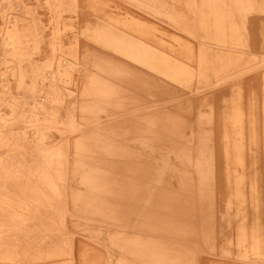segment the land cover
Masks as SVG:
<instances>
[{"label": "rangeland", "instance_id": "rangeland-1", "mask_svg": "<svg viewBox=\"0 0 264 264\" xmlns=\"http://www.w3.org/2000/svg\"><path fill=\"white\" fill-rule=\"evenodd\" d=\"M4 1L0 0V32L8 24L2 9L3 4H6ZM46 1L12 0L11 7L7 10L11 19L13 16H20L30 22L35 18L36 11L43 17L46 29L42 32L39 51L36 52L33 46L30 47L31 54L24 55L18 62L7 63L5 54L0 50V115L9 119L8 126H4L13 133L22 127L38 128L43 123L46 126V140L41 143L51 148L71 145L72 142L67 139L72 140L76 135V132H63L62 122L70 118L68 112L73 113L75 120L81 121L79 109L70 107L72 102L81 98L80 84L85 78V72L98 71L94 66L98 59L111 65L130 64L126 58L110 48L93 42L84 35L76 36L83 25L93 26L108 18L134 17L148 24L150 43L169 54H176L180 43H189L194 52L200 43H206L208 62L215 49L232 48L230 44H216L210 37L191 36L167 19L166 13L171 9L193 22L201 0H196L194 5H187L185 0H155L161 2L163 7L157 13L144 11L129 0H90L80 14L70 11L62 14L61 24H66L61 33V48L64 51L58 50L57 54L68 57L67 53L74 47V43L77 44L75 47L81 57L87 53V59L80 57L79 70L72 71V83H67L62 68L56 71L57 62L52 59L50 42L54 39L53 23L50 21V13H47ZM247 17L251 34L249 44L236 45V50H242L245 56L254 54L258 57L259 62L256 63L260 66L258 65L255 72L227 77L226 82L219 86H212V76L207 83L196 79L190 86H184L152 73L154 78H151L152 82L144 92L138 86L130 85L128 78L122 80L114 77L113 81L118 85V80L123 81L121 84L129 88L131 94L119 106L102 103L96 114L103 122H107L115 114H120L112 133L127 137L126 151L131 150L136 154L127 163L124 162L130 172L118 170L120 174L117 176L132 178L131 189L124 191L126 199L123 202L115 201L118 197L109 194L104 197L108 200H104L107 205L68 206L65 222L58 226H55L56 222L49 216L30 213L33 216L30 226L15 233L12 230L13 235L3 236L4 245L11 247L12 244H18L20 248L26 246L28 253L15 256L17 259L14 260H0V264L66 263L72 257L66 254L70 242L73 243L75 251L79 247L91 250L85 257L93 264L116 263L119 260L134 263V258L122 253L113 239L119 231L128 230L133 233L139 228L143 231L141 235L157 245L161 242L165 244L167 240L171 242V239L174 242L178 240L182 252L188 256L186 259L188 262L191 260L192 264H246L247 262L237 260L238 247L235 241L239 227L244 225L250 228L254 220H258L261 231L264 232V117L261 91L264 73V10L251 13ZM191 64L195 65L196 61H191ZM10 69L14 71V75L9 73ZM46 72H51L52 75L48 76ZM246 81L251 84L247 85ZM242 82L248 88L242 93L240 104L248 112L249 98L254 94L253 118L256 120V124L250 126L247 124L250 117L245 115L244 118L243 172L240 166L231 164L233 156H225V152L231 149L225 148L227 141L223 138L224 129L229 130L232 127L224 123L228 120L231 105L237 102L236 90ZM35 84L36 91L30 94L29 88L35 89ZM52 90H55V95L64 99L65 106L58 108L59 122L51 121L54 101H48L46 107L37 110L36 114L28 115V98L32 95H52ZM10 97H14L13 106H7ZM118 124L120 125L117 126ZM120 126L125 129H120ZM250 128L255 129V140L249 139ZM31 132L28 134L31 135ZM142 145H147V148H141ZM140 151L143 152L141 157ZM185 152L190 156L184 157ZM197 153L206 154V157H201L207 161L202 168L203 173L195 169ZM68 158V165L73 166L75 161L71 159V153ZM96 158L101 159L102 166L104 164L112 168H123L121 158L117 155L112 157V161L108 159L104 163V156L98 155ZM237 176H242L239 191L245 197L240 203L234 196L237 192L234 184ZM253 182H257V194H253L251 189ZM87 190L97 194L95 198L101 202V192ZM143 202L147 203V209L151 211L146 223L145 219H140L142 211L146 210ZM39 246L43 249H38ZM53 248L63 249V253L58 256H44L46 250L50 252ZM167 256L175 255L170 254L169 250ZM150 260L143 262L137 258L136 264H151ZM161 262L162 260L159 263Z\"/></svg>", "mask_w": 264, "mask_h": 264}, {"label": "bare ground", "instance_id": "bare-ground-1", "mask_svg": "<svg viewBox=\"0 0 264 264\" xmlns=\"http://www.w3.org/2000/svg\"><path fill=\"white\" fill-rule=\"evenodd\" d=\"M89 1H46L47 13H50V21L53 23L52 35L54 39L50 42L53 51L52 59L57 62L56 71L62 68L67 83L73 81L72 71L79 70L81 56L75 47L77 45L75 43L74 47L70 48L67 53L68 57L57 54L58 50L64 51L61 48V33L66 24H61L62 14L65 11H70L78 15L85 10ZM129 1L149 13L160 12V8H163L161 2L155 0ZM185 1L187 5H194L196 2V0ZM4 3L6 4H3L2 9L8 24L5 23V30L0 32V50L5 54V61L10 64L18 62L22 57H25L24 55L29 56L31 54L29 50L32 46L38 52L42 32L46 28L43 24V17L36 11L32 22L20 16H13L12 20L7 11L11 7L12 0H5ZM200 3L201 6L198 8V14L194 17L193 22L192 20L188 21L185 15L175 13L171 9L166 15L167 19L191 36L210 37L216 44H228V46L230 44L232 46L226 50L215 49L210 62H208L206 43H200L196 52L189 43H180V48L176 54H169L156 45H152L149 40L151 35L148 24L134 17L108 18L93 26L85 24L79 28L76 36L78 34L84 35L89 40L110 48L126 58L130 64L111 65L107 61L102 62V59H98L94 63L98 71L85 72V78L80 84L81 98L77 102H72L70 107L71 109H79L81 121L75 120L73 113L68 112L70 118L62 122L63 132L69 134L76 132L72 140L67 139L72 142L71 145L51 148L41 143L46 140L44 134L46 126L43 123L38 128L26 129L22 127L13 133L11 129L4 126L10 122L9 119L0 115V235H2V237L0 236V260H14L17 259L15 256H23L28 253L26 246L20 248L18 244H12L11 247L4 245L3 236L5 234L13 235L12 230H15V233L30 226L31 218H33L30 213L49 216L52 221L56 222L55 226H58L65 222L68 206L78 207L96 204L99 207L100 205H107L104 200H108L104 197L109 194L118 197L115 201L122 200L121 202H123L126 199L124 198V191L131 189L130 181L132 178L117 175L122 170L130 172L125 163L136 154L131 150L126 151L127 137H119L112 133L115 130L113 128L114 123L118 122L121 115L114 113L113 118H108L107 122H103L96 114L102 103L119 106L131 94L130 89L121 84L123 81L118 80V85L113 81L114 77L122 78V80L128 78L127 82L130 85L134 84V86L139 87L140 91L144 92L147 91L148 85L154 78L152 73L159 77L164 76L184 86H190L196 79L207 83L208 78L212 76L214 78H211L210 81L212 86H219L226 82L225 78L227 77L255 72L260 66L256 63L259 62L256 55L245 56L242 54V50H236V45L249 44L251 34L247 16L256 11L264 10V0H201ZM81 59H87V53H84ZM184 60L188 61L189 64ZM193 60L196 61L195 65L191 64ZM209 69H212V72H209ZM9 73L14 75V71L11 69ZM46 75L50 76L52 73L46 72ZM1 80L0 78V83ZM262 81L264 117V73ZM246 84L250 85L251 83L246 81ZM245 88L248 87L243 82L237 86V102H233L231 105L228 120L224 123L232 127L229 130L225 128L223 134L224 140L227 141L225 148L231 149V151L225 152V156H233L231 164L241 168L244 166L242 148L244 129L242 126L245 122V115L250 117L247 124L250 126L256 124V120L253 118L255 116L254 94L249 98L250 108L248 112L240 104ZM34 91H36V84L35 89L29 88L30 94ZM52 93L48 96H30L28 98L30 106L28 115L36 114L37 110L46 107L48 101H54L55 105L51 107L53 110L51 121L59 122L57 120L58 108L65 106L63 105L64 99L55 95V90H52ZM12 99L14 97L9 98L7 106H13ZM119 128L125 129L123 126ZM249 131L251 132L249 139L255 140V129L250 128ZM28 132H31L32 136ZM141 148H147V145H142ZM140 152L142 154L139 157L143 155V152ZM69 153H71V159L75 161L73 166L68 165ZM98 155L104 156L103 163L107 162L108 159L112 161L114 155L119 156L123 168L118 166L112 168L104 164L102 166L101 159L96 158ZM188 156H190L188 152H185L184 157ZM196 157L195 169L197 172L203 173L202 168L207 161L202 160L201 157H206V154L197 153ZM234 172L237 171L234 170ZM234 184L237 191L234 196L240 203L243 198L245 200L244 195L239 191L242 176H237ZM256 185L257 182L251 183L253 194H257ZM87 189L101 192L102 194H99L100 197H103L101 202L95 198L98 196L97 194L90 193ZM143 204L146 210L142 211L140 219L141 221L145 219L146 223L149 220L150 210L147 209L146 202ZM254 204L256 205V203ZM170 221L173 223L172 219ZM141 234L143 231L140 228L133 233L128 230L127 232H117L113 239L115 244L118 245L122 253L132 256L134 263L119 260L116 263L109 262L107 264H136L137 258L143 262L151 259V264H192L191 260L188 262L186 259L187 254L182 252V246L178 240L174 242L171 239V242L167 240V243L161 242L160 245H157ZM235 244L238 247V261L247 262L246 264H264V232L261 231L258 220H254V224L250 228L244 225L239 227ZM38 249H43V247L39 246ZM169 250L170 254L175 256H167ZM67 251L66 254L72 257L68 262L60 264H93L91 261H87L85 257L91 253V250L79 247L75 251L73 243L70 242ZM62 253L63 249L53 248L50 252L46 250L44 256H58ZM152 254L163 256H153ZM161 260L162 262L159 263Z\"/></svg>", "mask_w": 264, "mask_h": 264}]
</instances>
